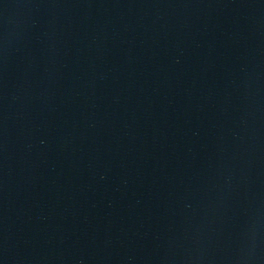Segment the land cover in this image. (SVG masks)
Wrapping results in <instances>:
<instances>
[{
    "label": "water",
    "instance_id": "obj_1",
    "mask_svg": "<svg viewBox=\"0 0 264 264\" xmlns=\"http://www.w3.org/2000/svg\"><path fill=\"white\" fill-rule=\"evenodd\" d=\"M0 264H264V0H0Z\"/></svg>",
    "mask_w": 264,
    "mask_h": 264
}]
</instances>
